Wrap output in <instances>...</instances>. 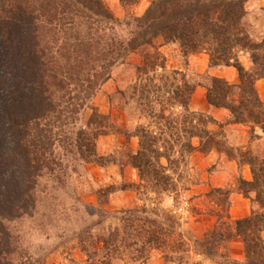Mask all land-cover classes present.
I'll return each mask as SVG.
<instances>
[{
  "label": "trees",
  "instance_id": "1",
  "mask_svg": "<svg viewBox=\"0 0 264 264\" xmlns=\"http://www.w3.org/2000/svg\"><path fill=\"white\" fill-rule=\"evenodd\" d=\"M250 1L153 0L142 15H136L132 11L140 0H121L128 13L119 18L106 0H0V124L4 126L5 118L11 136H19V141L14 138L15 145L25 155L13 179H0V264L32 263L29 258L22 261L14 257L16 248L8 226L39 214L36 196L42 189L65 190L73 164H115L98 150V140L109 135L139 140L138 150L126 155L127 165L140 177L135 188L157 195L191 189L194 183H182L179 188L174 177L182 182L181 164L196 152L208 155L215 150L239 160L240 167L248 165L253 179L239 178L235 191L250 201L251 214L233 220L234 190L213 188L207 194L211 204L208 214L217 217L216 224L202 239H187L175 215L165 213L161 222L147 217L144 208H132L118 218L120 229L106 237L92 241L88 229L87 233L83 229L78 232L75 239L90 264H147L156 251L167 263L203 264L198 258L191 262L192 254L229 260L231 244L236 241L243 245L244 259L230 258L227 264H264V156L242 149L237 158L224 135L229 125H245L250 128L252 142L264 139V102L256 87L264 80V41H255L248 32L245 20ZM169 44H177L186 60L205 51L210 69L237 70L236 85L212 75L206 77L207 102L227 110V122L191 110L193 95L202 84L189 83L183 71H172L177 85L168 84L170 76H166L167 61L161 48ZM239 51L250 54V69L239 61ZM132 57L139 62L134 67L130 99L141 109L139 119L147 114L153 122H166L169 130H175L177 122L175 134L165 137V132L144 125L130 133L94 105L114 69ZM118 93L125 99V92ZM24 95L28 111L20 116ZM154 104L161 106L158 112ZM171 111L178 112L175 119L166 115ZM79 121L83 124L75 131ZM12 157L2 160L9 163ZM44 178L51 179L53 186L43 183ZM128 188L132 187L124 190ZM114 191V186H107L98 193L101 208L107 204L102 197ZM100 212L110 216L104 209ZM87 242L96 246L103 242V247L88 252Z\"/></svg>",
  "mask_w": 264,
  "mask_h": 264
},
{
  "label": "rangeland",
  "instance_id": "2",
  "mask_svg": "<svg viewBox=\"0 0 264 264\" xmlns=\"http://www.w3.org/2000/svg\"><path fill=\"white\" fill-rule=\"evenodd\" d=\"M153 0H140L139 4L132 11L136 15H142ZM106 3L114 14L119 18H125L128 11L123 7L121 0H106ZM248 15L245 23L248 32L252 38L257 42L264 41V0H252L247 4ZM162 53L167 61L166 76H170L169 85L176 83L172 79V71H183L187 80L191 84H202L205 88L207 84L206 77L209 72H201L206 63L209 65V54L202 52L198 55L190 56L185 59L181 54L177 44H169L161 48ZM239 61L247 68H251L250 54L248 52H238ZM139 62L138 58L132 57L130 61L123 66L117 67L113 71L112 79L104 85L98 95L94 98V105L100 109L102 113L110 114L115 124L130 133H135L138 125L150 127L153 131L165 132V137L175 134L178 129L177 122L173 124V129H168L170 126L163 122L151 121L147 117L140 120L141 116L138 105L131 100L130 87L134 84L135 70L134 67ZM222 69L224 67H221ZM219 69V68H216ZM236 72L239 80L238 72ZM162 73L160 72L159 75ZM239 82V81H238ZM158 85V82H157ZM177 85V83H176ZM159 86L162 84L159 83ZM206 89V88H205ZM258 90V89H257ZM118 91L125 92V99ZM207 94V91H206ZM20 108V116L27 113L24 104ZM20 97V96H18ZM110 97L111 100H110ZM18 100V99H17ZM16 100V102H17ZM31 102V101H30ZM31 108L30 104L28 106ZM155 111L160 110V105L154 104ZM25 113V114H23ZM178 112L171 111V114L166 115L175 119ZM4 126L0 124V179L7 177L13 179V174L17 173V165H20L24 153L19 151L17 144L15 145V138L18 140L19 136L12 137V129L10 125H6L5 118L2 120ZM152 122V123H151ZM82 121L78 122L75 131L82 126ZM248 127V126H247ZM212 129H218L212 126ZM224 128V135L228 137L227 132L231 133L232 144H234L233 155L238 158L240 150L243 146L253 150L257 155L264 156V140H257L252 142L250 128L248 129H233ZM14 136V135H13ZM11 138V139H10ZM135 139H128L124 136L109 135L98 140V150L103 156L113 158L115 164L106 167H99L95 165L84 166L82 163L73 164L68 169L66 182L67 187L63 191L53 190L49 188L47 192H38L36 196L38 199L37 209L39 214H33L29 218H21L15 220L14 224L9 225L10 231L13 233L11 243L16 248L14 257L26 261L30 259L31 264H90L86 252H82L79 247L77 234L80 230L92 236V241L97 240V237H106L109 233L120 229V221L118 218L122 217V212L132 208H144L148 211L147 217L157 219L161 222L165 221V213L173 214L177 217L179 227L182 229L185 237L191 239H202L204 235L209 232L216 224L217 217L213 214H208L210 211V202L207 198L206 186L209 182L210 176H213L214 170L220 171V167L213 166L206 169L207 162L203 155L194 153L189 157L186 163L181 164L180 171L183 176L182 182L175 176V181L179 188L182 183H194L190 190L179 189L178 193L159 194L147 192L141 187L140 190L135 188L141 183L138 172L130 165H127L128 158L126 155L132 151L136 152L139 148V140L134 144ZM19 141V140H18ZM246 143H248L246 145ZM163 143L161 142L159 146ZM182 143H179L181 145ZM177 146V144H173ZM252 145V146H251ZM137 150L135 147H137ZM61 150V149H60ZM11 153L13 154L12 157ZM226 154V153H225ZM209 155V154H208ZM207 156V155H206ZM2 157H12L11 161L7 163L2 160ZM226 157L228 155L226 154ZM229 158V157H228ZM239 162V160H237ZM167 165L166 161L163 162ZM211 163V162H210ZM230 182L226 187L231 188L236 194V185L239 178H243L242 167L236 173L235 169H230ZM22 173V172H21ZM19 176V175H18ZM54 180V176L53 179ZM48 178L42 180L43 183L53 186V181ZM207 180V181H206ZM8 186V184H6ZM234 185V186H233ZM107 186H114L115 191L102 197V201H106L103 208H101L99 192L104 191ZM125 186H131V189L124 190ZM213 189V187H212ZM50 192V194H47ZM208 192V193H209ZM205 195V197L203 196ZM46 199V200H45ZM246 199V198H245ZM251 204V203H250ZM54 205H60L56 208ZM79 209V212H77ZM104 209L109 212L107 216L105 212H100ZM11 217H16L15 213H11ZM96 224H101L97 226ZM88 229V231H86ZM83 233V234H84ZM88 252L101 249L103 242L98 246L85 243ZM5 249V247H4ZM241 249L244 248L242 243L234 242L231 244L230 258L233 260H240ZM2 251V249H0ZM100 251V250H98ZM190 259L191 262L195 260L202 261L203 264H227V258L218 256L214 259H207L202 257H195ZM229 257V256H228ZM244 259V257H243ZM17 260V259H16ZM114 264H125L121 261L114 262ZM147 264H180L179 261L166 262L161 252H153ZM182 264V263H181Z\"/></svg>",
  "mask_w": 264,
  "mask_h": 264
},
{
  "label": "crops",
  "instance_id": "3",
  "mask_svg": "<svg viewBox=\"0 0 264 264\" xmlns=\"http://www.w3.org/2000/svg\"><path fill=\"white\" fill-rule=\"evenodd\" d=\"M203 61L204 63H206V65L204 66V69H202L201 72L203 73L209 72L210 75L218 77V78L226 79L229 83L234 84V85L239 83L238 82L239 80L237 79V75L233 67H227L223 69L222 68L210 69L208 62L205 59H203ZM256 87L258 89V93H259L261 100L264 102V80L258 81L256 84ZM190 108L194 112L208 114L218 122L225 123L230 117L229 112L227 110L216 109V108L211 107L208 104L207 98H206V89L202 86H199L195 94L193 95ZM229 126L230 128H232L231 129L232 131H234L233 129H239V128L249 129V127L245 125H229ZM227 134H228V137H225V140L227 141L228 145L231 148H234V144H232V137H231L232 135L231 133H229V131L227 132ZM134 139H135L134 140V144H135L138 141H137V138H134ZM261 140H264V139H261ZM247 144L248 143H246V145ZM135 148L137 150L138 146ZM241 148H243V150L248 149L245 146ZM196 153L200 154V152H196ZM201 155H203V158L207 162V165L205 166L206 169L204 170H208L209 168H212L213 166L220 167V171L214 170L213 176H210L209 182L206 180L207 181L206 186L208 187L209 190H211L212 187L222 188L228 185V182H230L229 178L231 177L230 176L231 172L229 174V172L227 171V169L229 170V167H227V165L231 166L230 169L232 170L235 169L236 173L239 172L240 165L238 161L232 158L226 157L225 153H219L218 151L214 150L207 156L202 153ZM241 169H242L243 179L247 181H252L253 177H252L250 167L248 165H244ZM208 192L209 191L207 190L206 194H208ZM203 196L205 197V195ZM231 202H232V205L230 208V216L233 220L242 219L251 214L250 201L248 199H245L242 195L238 193L236 194L233 193L231 195ZM243 257H244L243 249H241L240 260L243 259Z\"/></svg>",
  "mask_w": 264,
  "mask_h": 264
}]
</instances>
